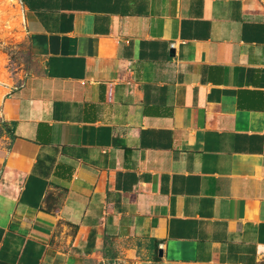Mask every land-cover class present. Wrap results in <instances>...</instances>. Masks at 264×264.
<instances>
[{"label":"crops","instance_id":"crops-1","mask_svg":"<svg viewBox=\"0 0 264 264\" xmlns=\"http://www.w3.org/2000/svg\"><path fill=\"white\" fill-rule=\"evenodd\" d=\"M19 1L0 264H264V0Z\"/></svg>","mask_w":264,"mask_h":264},{"label":"rangeland","instance_id":"rangeland-1","mask_svg":"<svg viewBox=\"0 0 264 264\" xmlns=\"http://www.w3.org/2000/svg\"><path fill=\"white\" fill-rule=\"evenodd\" d=\"M28 44L19 0H0V106L7 92L22 84L37 68Z\"/></svg>","mask_w":264,"mask_h":264},{"label":"bare ground","instance_id":"bare-ground-1","mask_svg":"<svg viewBox=\"0 0 264 264\" xmlns=\"http://www.w3.org/2000/svg\"><path fill=\"white\" fill-rule=\"evenodd\" d=\"M14 0H9V2H13ZM1 97H2V93H0V99H1Z\"/></svg>","mask_w":264,"mask_h":264},{"label":"built area","instance_id":"built-area-1","mask_svg":"<svg viewBox=\"0 0 264 264\" xmlns=\"http://www.w3.org/2000/svg\"><path fill=\"white\" fill-rule=\"evenodd\" d=\"M22 10H23V8H22ZM23 14H24V10H23ZM22 85V84H21Z\"/></svg>","mask_w":264,"mask_h":264},{"label":"water","instance_id":"water-1","mask_svg":"<svg viewBox=\"0 0 264 264\" xmlns=\"http://www.w3.org/2000/svg\"><path fill=\"white\" fill-rule=\"evenodd\" d=\"M172 53L174 54V50H172Z\"/></svg>","mask_w":264,"mask_h":264}]
</instances>
